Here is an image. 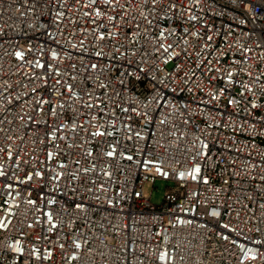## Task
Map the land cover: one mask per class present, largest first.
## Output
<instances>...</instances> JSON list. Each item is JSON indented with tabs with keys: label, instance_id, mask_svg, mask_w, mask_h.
<instances>
[{
	"label": "built area",
	"instance_id": "1",
	"mask_svg": "<svg viewBox=\"0 0 264 264\" xmlns=\"http://www.w3.org/2000/svg\"><path fill=\"white\" fill-rule=\"evenodd\" d=\"M0 264H264V0H0Z\"/></svg>",
	"mask_w": 264,
	"mask_h": 264
},
{
	"label": "rangeland",
	"instance_id": "2",
	"mask_svg": "<svg viewBox=\"0 0 264 264\" xmlns=\"http://www.w3.org/2000/svg\"><path fill=\"white\" fill-rule=\"evenodd\" d=\"M168 186L170 183L161 180H156L153 184L146 183L143 188L144 195L149 197L151 203L158 204Z\"/></svg>",
	"mask_w": 264,
	"mask_h": 264
}]
</instances>
